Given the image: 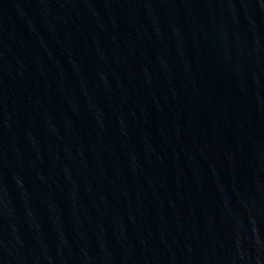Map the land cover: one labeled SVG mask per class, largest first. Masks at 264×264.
Listing matches in <instances>:
<instances>
[{"label":"water","instance_id":"95a60500","mask_svg":"<svg viewBox=\"0 0 264 264\" xmlns=\"http://www.w3.org/2000/svg\"><path fill=\"white\" fill-rule=\"evenodd\" d=\"M0 264H264V0H0Z\"/></svg>","mask_w":264,"mask_h":264}]
</instances>
